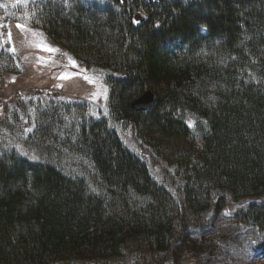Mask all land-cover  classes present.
<instances>
[{
    "label": "trees",
    "instance_id": "1",
    "mask_svg": "<svg viewBox=\"0 0 264 264\" xmlns=\"http://www.w3.org/2000/svg\"><path fill=\"white\" fill-rule=\"evenodd\" d=\"M29 6L32 27L104 70L108 116L48 104L24 152L0 143V264H170L239 243L264 259V0ZM18 72L0 40V79ZM146 90L154 104L137 111ZM111 124L130 128L143 155ZM228 202L245 204L224 215Z\"/></svg>",
    "mask_w": 264,
    "mask_h": 264
},
{
    "label": "rangeland",
    "instance_id": "2",
    "mask_svg": "<svg viewBox=\"0 0 264 264\" xmlns=\"http://www.w3.org/2000/svg\"><path fill=\"white\" fill-rule=\"evenodd\" d=\"M35 1L38 0H0V24L3 23L0 40L10 42V51H15L19 65L18 73L0 79V143L14 146L18 152H24L22 141L35 128L38 111L48 104H67L68 100H80L87 103V114L97 119L107 117L108 88L104 70L102 72L99 68L79 62L53 44L39 29L32 27L29 5ZM18 24L22 27H17ZM41 45L58 51H45ZM70 59L76 62V66L70 63ZM62 74L70 78L61 79ZM3 123L7 125L2 126ZM111 125L116 128L127 148L143 155L130 128L119 124ZM148 165L152 176L156 178L158 168L153 167L149 161ZM245 202L226 203L223 214L235 211ZM217 219L215 224H218H213V228L218 226L220 230L227 227L222 222L221 214ZM202 233L197 234L200 247L211 239L209 234L204 236ZM217 234L212 238L214 241H218ZM234 247L235 250H231L226 256L218 253L217 257H213L214 260H207L210 246L204 251L198 247L189 256L175 257L176 260L174 258L170 264H264V259L256 256L251 247L240 243ZM212 251L214 250L210 252ZM115 262L118 260H112L109 264H116Z\"/></svg>",
    "mask_w": 264,
    "mask_h": 264
},
{
    "label": "water",
    "instance_id": "3",
    "mask_svg": "<svg viewBox=\"0 0 264 264\" xmlns=\"http://www.w3.org/2000/svg\"><path fill=\"white\" fill-rule=\"evenodd\" d=\"M135 19L140 21L143 20L139 14L135 15ZM154 101V94L150 90H146L142 95L132 101L131 106L137 111H145L153 106Z\"/></svg>",
    "mask_w": 264,
    "mask_h": 264
},
{
    "label": "snow or ice",
    "instance_id": "4",
    "mask_svg": "<svg viewBox=\"0 0 264 264\" xmlns=\"http://www.w3.org/2000/svg\"><path fill=\"white\" fill-rule=\"evenodd\" d=\"M157 26H158V25H157ZM17 27H22V26L18 24ZM9 36H10V33H9ZM41 47H43V49H44L45 51H48V52L58 51L57 49H52V48H50V47H46V46H44V45H41ZM70 63H71L73 66H76V62H75L74 60H71V59H70ZM60 78H61V79H69L70 77H68L66 74H62ZM85 79H88V77H85ZM90 82H92V81H90ZM105 93H106V89H105ZM97 94H99V93H97ZM33 159H36V157H33Z\"/></svg>",
    "mask_w": 264,
    "mask_h": 264
}]
</instances>
